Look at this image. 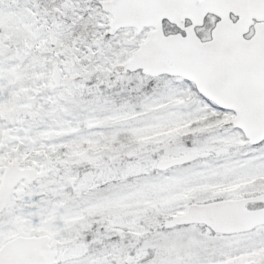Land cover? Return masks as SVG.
I'll list each match as a JSON object with an SVG mask.
<instances>
[{"label":"snow or ice","instance_id":"snow-or-ice-1","mask_svg":"<svg viewBox=\"0 0 264 264\" xmlns=\"http://www.w3.org/2000/svg\"><path fill=\"white\" fill-rule=\"evenodd\" d=\"M0 264H264V0H0Z\"/></svg>","mask_w":264,"mask_h":264}]
</instances>
